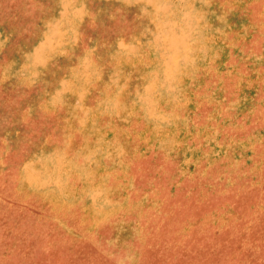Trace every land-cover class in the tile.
Instances as JSON below:
<instances>
[{"label": "rangeland", "instance_id": "rangeland-1", "mask_svg": "<svg viewBox=\"0 0 264 264\" xmlns=\"http://www.w3.org/2000/svg\"><path fill=\"white\" fill-rule=\"evenodd\" d=\"M0 264H264V0H0Z\"/></svg>", "mask_w": 264, "mask_h": 264}]
</instances>
